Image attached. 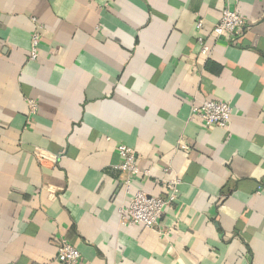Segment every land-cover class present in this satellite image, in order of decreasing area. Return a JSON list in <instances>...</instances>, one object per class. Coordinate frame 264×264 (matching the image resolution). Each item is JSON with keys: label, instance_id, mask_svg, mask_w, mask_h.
I'll use <instances>...</instances> for the list:
<instances>
[{"label": "crops", "instance_id": "0c3cea01", "mask_svg": "<svg viewBox=\"0 0 264 264\" xmlns=\"http://www.w3.org/2000/svg\"><path fill=\"white\" fill-rule=\"evenodd\" d=\"M224 6L240 38H214ZM119 145L148 172L127 193ZM172 179L157 228L120 223ZM60 239L77 264H264V0H0V264H59Z\"/></svg>", "mask_w": 264, "mask_h": 264}, {"label": "built area", "instance_id": "2783aa9c", "mask_svg": "<svg viewBox=\"0 0 264 264\" xmlns=\"http://www.w3.org/2000/svg\"><path fill=\"white\" fill-rule=\"evenodd\" d=\"M32 22L38 26L34 18ZM247 24L246 19L237 11L224 6L218 22L212 27V34L215 39L235 40L242 36L245 27L248 26ZM203 27L202 19L198 18L195 22V30L200 31ZM37 28L31 35L28 53L29 61H37L39 58L40 34ZM196 41L201 45L200 53L205 54L203 38L199 36L196 38ZM37 110V103L29 99V117H33ZM191 115L200 120L203 128L217 127L227 129L232 117V107L222 101L206 100L199 106H192ZM116 152L120 162L115 168L123 175L121 183L125 193H127L132 180L139 176L145 177L148 175V172L140 170L137 155L131 147L119 145L116 148ZM177 185V179L164 181L162 187L166 191L165 197L148 196L142 190L136 191L129 203L118 209L120 223L125 226L137 225L146 229L157 228L165 208L177 201ZM79 260V252L68 241L60 239L56 247L55 261L59 264H77Z\"/></svg>", "mask_w": 264, "mask_h": 264}]
</instances>
